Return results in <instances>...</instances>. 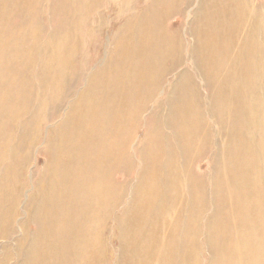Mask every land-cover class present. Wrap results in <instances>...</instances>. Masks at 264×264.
<instances>
[{
	"label": "rangeland",
	"instance_id": "obj_1",
	"mask_svg": "<svg viewBox=\"0 0 264 264\" xmlns=\"http://www.w3.org/2000/svg\"><path fill=\"white\" fill-rule=\"evenodd\" d=\"M186 1L177 0L176 16H170L172 10L164 12L162 33L170 34V28L179 33L170 59L161 62V48L153 47L148 57L132 51L133 41L152 23L148 16L156 0H0V264H81L83 230L90 235L93 228H80L82 190L96 181L107 187V197L101 190L95 264H117L120 233L134 211L141 178L155 181L157 189L146 219L158 214L169 173L179 188L175 141L185 125L204 141L192 165L193 179L203 183V200L196 225L191 211L182 213L180 231L186 236L179 239L177 253L191 249L192 264H212L206 224L212 211V175L223 170L227 114L234 107L248 122L254 116L260 119L250 100L260 107L264 103V0H244L245 5L238 6L240 12H248L247 29L259 28L258 36H251L255 42L248 37L251 42L243 49L244 34L233 30L230 50L222 47L216 56L197 49V37L189 33L209 0H188V6ZM173 61L174 69L160 77ZM212 61L227 66L223 98L207 94V63ZM238 71L254 78L251 90L248 83L231 88L229 78ZM184 116L187 122L181 124ZM259 127L257 122L246 132ZM99 129L112 135L117 130L118 140L130 137L126 144H117L111 177L98 179L83 169L89 156L100 158L97 152L90 154L85 143L102 154L112 150L98 136ZM145 135L147 146L142 143ZM258 139L256 135L254 141ZM214 161L217 170L212 168ZM68 218L78 221L70 224ZM186 218L190 223L184 224ZM197 230L200 236L195 240L192 233ZM70 232L74 238L69 242ZM68 242L73 253L75 248L71 262L64 251H56Z\"/></svg>",
	"mask_w": 264,
	"mask_h": 264
},
{
	"label": "bare ground",
	"instance_id": "obj_2",
	"mask_svg": "<svg viewBox=\"0 0 264 264\" xmlns=\"http://www.w3.org/2000/svg\"><path fill=\"white\" fill-rule=\"evenodd\" d=\"M156 1L157 4L152 6L148 16L152 23L150 22L148 28L142 30L138 36V41H133L132 51L140 57H148L153 47L154 49L161 48L162 62L170 59L168 57L170 56L169 53L173 51V41L175 45L177 39H174L179 33V29L176 28L168 29L170 34L167 35L166 33V36L162 33L163 15L166 10L168 12L172 10L170 16H176L178 10L174 11V9L179 1L177 4V0H160V5L159 0ZM209 2L207 11H203L205 5L196 24L189 28V33L193 37H197V49L212 56L220 54L222 47L229 51L232 45L230 33L233 30L244 34L243 36L240 35L244 39L240 42L243 49L247 48L251 42L248 37L251 38L252 34L258 36L259 28L252 25L247 29L248 12H240L238 8V6L245 5L244 0H209ZM185 4L188 6V0ZM187 10L189 17L191 8L189 7ZM249 17H252L251 14ZM145 26H147L146 20L142 28ZM171 35L173 36L168 38ZM251 39L255 42L253 38ZM207 64L210 68V74L206 80V82L208 81L207 94L210 98L212 95L223 98L224 89L228 87L227 83H223L227 76L225 74L227 66L220 65L216 61ZM174 65L175 62L173 61L172 65L164 68L160 77H163L168 71L171 72L174 69H171V66ZM242 72H234L230 76L233 78H229V84L235 90L241 84L248 83L251 90L254 78L249 79ZM139 83L141 81L136 84ZM217 85H221L222 88ZM155 87H159V84L155 83ZM250 105L251 108L258 110L261 114L260 119L258 116H254L249 121L252 125H248L246 116L237 115L236 108L233 106L228 112L226 123L229 131L223 144V170L221 174L212 175L213 187L210 192L212 211L207 219L208 235L205 237L206 248L212 258L210 260L212 264H264V103L260 107V104H254V100H250ZM124 120L125 118H123ZM186 122L187 117L184 116L180 123L185 124ZM257 122L260 123L258 130L252 129L250 132H246L247 127H252ZM99 123L101 122L99 121ZM116 131L114 130V135L106 131L102 134L100 129L98 131V136L102 137L104 141H108L112 146V150H108L107 153L102 154L98 148L92 147L91 143H85V149L89 150L90 154L97 152L100 155L99 159L96 154L86 158L83 171L85 170L87 176L90 174L89 176L98 179L101 176L111 177L117 160V144L121 145L120 142L126 144L130 137H120L118 140ZM256 135L259 136L258 141H254ZM148 140L149 137L145 135L142 139L144 146L150 144ZM175 144L178 148L177 163L181 166L178 172L181 179L178 183L179 188L175 187L176 178L169 173L164 180L166 198H164L161 207H156L158 214L151 219H146L145 212L154 206L153 201L157 189L154 188L156 186L155 181L148 180L145 182V179L141 178L137 189L138 198L131 207L134 211L129 214L124 230L120 233L117 245V252L119 253L117 264H192L188 260L191 249L184 253H177V248L179 239H184L186 236L180 231V219L182 213L185 212L184 210H186V215L191 211V223L196 225L198 220H201L197 212L200 209L199 204L203 200V183L198 179H193L192 165L195 152L204 147V141L200 134L197 135L194 129L190 132L189 126L185 125L180 129ZM138 159H143L142 155H139ZM92 162H94L93 166L90 164ZM212 168L218 169L216 161H214ZM74 169L75 173L70 174L73 177L77 173L75 165ZM169 170L171 171V169ZM146 186L148 187L147 191L145 190ZM106 189L107 187L99 186V182L96 181V184L85 185L82 190L81 202L83 204H80V208L83 216L80 228L88 224L93 228L90 235L88 231L83 230L85 235L84 257L81 264H95V259H97L98 237L101 232L97 220L102 214L98 195L103 190L107 197ZM185 191L188 199L187 196L185 197ZM86 195H90V197H86ZM202 208L204 210L203 205ZM163 210L166 215L160 214ZM168 210H171L169 215L167 214ZM68 220L70 224L78 221L76 218H68ZM149 223H153L154 227H150ZM187 223H190L188 218L184 220V224ZM70 233L72 234L69 242L74 238L73 232ZM192 236L197 240L200 236L199 231H194ZM145 242L146 244H144ZM56 251H64L68 262H71L70 259L75 253V248L73 253L69 243L59 245Z\"/></svg>",
	"mask_w": 264,
	"mask_h": 264
}]
</instances>
